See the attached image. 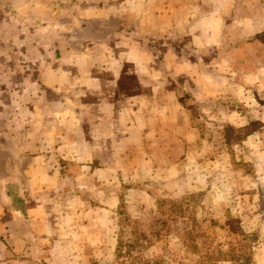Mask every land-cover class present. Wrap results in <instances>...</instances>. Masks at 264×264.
I'll list each match as a JSON object with an SVG mask.
<instances>
[{"label": "rangeland", "instance_id": "1", "mask_svg": "<svg viewBox=\"0 0 264 264\" xmlns=\"http://www.w3.org/2000/svg\"><path fill=\"white\" fill-rule=\"evenodd\" d=\"M0 264H264V0H0Z\"/></svg>", "mask_w": 264, "mask_h": 264}, {"label": "trees", "instance_id": "2", "mask_svg": "<svg viewBox=\"0 0 264 264\" xmlns=\"http://www.w3.org/2000/svg\"><path fill=\"white\" fill-rule=\"evenodd\" d=\"M122 214V213H121ZM129 223V218L124 216L123 219H122V224H128ZM124 230L122 229L121 230V233L123 234ZM129 243L127 242H124L122 239H119V245H118V256H124V255H129L130 252L132 251V248H134L135 244H136V241L135 243L130 241V239L128 240ZM134 243V244H132Z\"/></svg>", "mask_w": 264, "mask_h": 264}, {"label": "crops", "instance_id": "3", "mask_svg": "<svg viewBox=\"0 0 264 264\" xmlns=\"http://www.w3.org/2000/svg\"><path fill=\"white\" fill-rule=\"evenodd\" d=\"M46 156H47V155H46ZM46 156H44V155H42V156H37V157H33L32 159H33L34 162H38V163H40V162H42L43 160L48 159ZM37 166H38V167H37ZM39 166H40V165H36V166L33 165L32 170L35 171V172H38V174H40V170H38ZM37 170H38V171H37Z\"/></svg>", "mask_w": 264, "mask_h": 264}]
</instances>
